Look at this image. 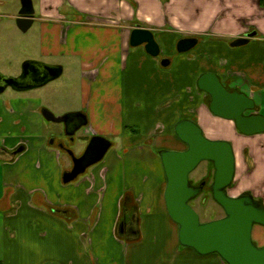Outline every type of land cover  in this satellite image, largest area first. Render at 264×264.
Listing matches in <instances>:
<instances>
[{
	"label": "crops",
	"instance_id": "0c3cea01",
	"mask_svg": "<svg viewBox=\"0 0 264 264\" xmlns=\"http://www.w3.org/2000/svg\"><path fill=\"white\" fill-rule=\"evenodd\" d=\"M33 3L34 23L20 31L33 34L36 49L22 46L19 64L58 66V78L79 79L66 100L56 90L47 101L38 93L44 86L0 95V264H226L181 246L166 208L160 152L182 151L175 126L195 121L208 138L233 144V196L250 193L264 206V133L243 135L213 115L198 86L203 75L216 74L263 115L264 0ZM20 10L0 18L16 22ZM136 27L154 33L159 57L131 45ZM251 33L247 45L231 46ZM184 38L198 43L180 53ZM44 110L85 116L88 127L74 135L73 147L77 138L84 148L105 137L112 143L105 159L65 184L72 162L57 144L67 141L66 126L53 130Z\"/></svg>",
	"mask_w": 264,
	"mask_h": 264
},
{
	"label": "water",
	"instance_id": "95a60500",
	"mask_svg": "<svg viewBox=\"0 0 264 264\" xmlns=\"http://www.w3.org/2000/svg\"><path fill=\"white\" fill-rule=\"evenodd\" d=\"M35 14L33 0H21V10L16 22L22 32L31 28ZM255 36L256 33L248 34L246 38L235 40L231 46L235 48L247 45ZM197 43V38H184L178 43L177 49L180 53H185ZM131 45L145 46L146 51L154 57L161 54V48L150 29L136 27L132 31ZM169 64L168 59L162 61L163 66ZM61 74V67L26 62L18 77L0 73V95L9 88L20 92L45 86L58 79ZM198 86L201 91L210 95L209 108L213 115L234 122L243 135L264 133V116L256 112L257 105L252 98L237 91L230 92L213 73L203 75ZM250 112L252 114H248ZM43 115L51 122L65 124L67 136H73L87 124L84 122L70 131V121L80 116L79 114L57 117L45 110ZM175 133L187 148L182 151L163 150L160 158L166 175V208L172 221L179 226L181 246L191 248L199 255L218 254L226 264H264V246H258L253 239L255 226L264 227V206L252 194H229L237 168L233 144L227 140L208 138L201 126L190 119L178 122ZM111 146L112 143L107 138L94 136L82 156L77 157L70 151L73 168L64 174L63 182L69 184L86 174L88 169L105 159ZM203 162H210L214 166L212 197L225 213L224 217L205 223L201 221L191 202L200 196L207 183L203 182L196 187L190 178Z\"/></svg>",
	"mask_w": 264,
	"mask_h": 264
},
{
	"label": "rangeland",
	"instance_id": "374dc122",
	"mask_svg": "<svg viewBox=\"0 0 264 264\" xmlns=\"http://www.w3.org/2000/svg\"><path fill=\"white\" fill-rule=\"evenodd\" d=\"M20 4L21 0H0V13H15L18 5ZM17 28V22L10 19L8 16L0 18V71L7 75H16L22 71L23 64L20 65L19 61L24 58V53H26H23L21 48L22 46L24 47L26 45L25 47L31 54H34L36 49V39L33 34L29 32V34L22 33L20 29L18 30ZM30 34H32V36L27 37L30 36ZM12 62L14 63L11 64ZM78 79L79 78L67 77L58 78L39 89L40 91L38 93L43 97H47V101H49L53 92L59 90L60 92H63L62 95L66 100L67 96H73L75 94L76 88L74 85L77 83ZM11 92H13L11 89L7 90V94ZM74 97L75 98H72L71 101L73 103L76 101V96ZM261 112L264 116V103L262 105ZM61 126H63L62 123L58 125L56 124L52 128L53 130H61ZM79 140L80 139L77 138V142L74 147L77 153L83 150V146L80 145ZM181 148L185 150L187 146L181 145ZM214 172V166L212 163L203 162L190 176L191 183L194 186H199L203 182L207 183L200 196L191 202V206L197 211L203 223L225 216L223 209L214 201L212 197L211 185L213 182ZM232 189L233 187L229 190V194L231 196H233V191H231ZM260 231L263 232V234L259 233ZM253 239L258 246L262 247L264 229L255 227L253 231Z\"/></svg>",
	"mask_w": 264,
	"mask_h": 264
},
{
	"label": "flooded vegetation",
	"instance_id": "af4514ba",
	"mask_svg": "<svg viewBox=\"0 0 264 264\" xmlns=\"http://www.w3.org/2000/svg\"><path fill=\"white\" fill-rule=\"evenodd\" d=\"M225 86V85H224ZM226 87V86H225ZM9 89H11V88H9ZM226 89L227 90H229L230 92H234V91H231V89H228L227 87H226ZM8 90V89H7ZM11 90H13V89H11ZM13 91H15V90H13ZM205 93V92H204ZM207 94V93H206ZM207 96H209V98H210V100H211V97H210V95L209 94H207ZM45 111V110H44ZM43 111V112H44ZM49 111V110H48ZM50 112V111H49ZM53 114V113H52ZM248 114H252L251 112L250 113H248ZM54 115V114H53ZM78 115V114H77ZM43 117H44V119L47 121V122H49V123H51V124H59V123H54V122H51V121H49V120H47L46 119V117L43 115ZM84 122H87V124L85 125V126H83V127H81L79 130H77L76 131V133L77 132H79V131H81L82 129H85V128H87L88 126V121H87V119L84 117V116H82V115H80V116H76L75 118H73L71 121H70V123H69V130L70 131H72V129H75L76 127H78L79 125H81L82 123H84ZM75 133V134H76ZM74 134V135H75ZM74 135L73 136H67L68 137V139H67V141H65V142H58V146H59V148L61 149V151L67 156V157H69L70 159H71V162H72V168H73V158H72V156H71V154H70V151H72L74 154H75V156H77V157H80V156H82L83 155V153H84V148L86 149L87 148V146H88V144H89V142H90V140H91V138L89 139V140H86V141H88L87 142V145L83 148V150L82 151H80L79 153H77V151L75 150V148L73 147V144L75 143V139H74ZM86 138V137H85ZM93 138V137H92ZM84 139V138H83ZM51 143L52 144H55V138H52L51 139ZM89 170V169H88ZM201 185V184H200ZM199 185V186H200ZM199 186H196V187H199Z\"/></svg>",
	"mask_w": 264,
	"mask_h": 264
},
{
	"label": "trees",
	"instance_id": "16d2710c",
	"mask_svg": "<svg viewBox=\"0 0 264 264\" xmlns=\"http://www.w3.org/2000/svg\"><path fill=\"white\" fill-rule=\"evenodd\" d=\"M210 103H211V100H209V105H210ZM246 194H250V193H246ZM262 203V202H261Z\"/></svg>",
	"mask_w": 264,
	"mask_h": 264
}]
</instances>
